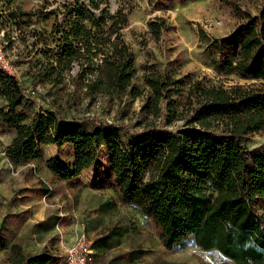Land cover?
<instances>
[{"label":"trees","instance_id":"obj_1","mask_svg":"<svg viewBox=\"0 0 264 264\" xmlns=\"http://www.w3.org/2000/svg\"><path fill=\"white\" fill-rule=\"evenodd\" d=\"M224 1L241 23L216 42L225 57L222 68L257 82L225 85L191 73L179 78L147 74L153 96L144 108L161 117V123L127 135L122 125L106 120L93 119L88 128V120L69 119L55 110L32 115L31 99L19 79L0 70V97L6 102L0 107V128L13 135L5 149L11 163L28 164L42 156L43 146L69 144L72 161H47L54 176L68 182L93 166L105 145L111 162L109 187L122 202L141 210L166 249H184L191 241L204 251L218 250L235 264H264V150L249 151L242 142L243 136L264 132V6L253 15L237 0ZM45 9L36 15L54 16L53 27L33 35L41 46L38 70L43 80L59 84L75 71L74 79L88 94H140L133 85L135 52L122 33L129 24L127 13L112 12L108 0L65 3L62 18L60 7ZM168 27L162 18L151 24L157 36ZM177 121L184 126L172 128ZM38 184L25 192H52L43 181ZM25 212L5 216L0 249L12 238L10 224ZM109 241L105 234L93 247L107 250ZM15 247L9 264H57L60 259L47 246L33 255ZM128 256L135 261L140 252Z\"/></svg>","mask_w":264,"mask_h":264},{"label":"rangeland","instance_id":"obj_2","mask_svg":"<svg viewBox=\"0 0 264 264\" xmlns=\"http://www.w3.org/2000/svg\"><path fill=\"white\" fill-rule=\"evenodd\" d=\"M74 0H0V39L5 42L9 73L15 75L25 90L35 89L29 96L32 115L38 111L55 110L71 119L106 120L123 126L127 135L142 131L149 123L159 125L161 117L148 112L144 105L153 96L146 84L150 73L169 74L174 78L188 73L210 78L225 85L251 84L229 68H222L225 57L216 49V42L230 36L241 18L224 0H108L110 10L128 14L129 24L123 36L136 56L137 73L133 85L140 94H88L75 79V71L66 75L62 83L43 80L39 63L43 60L35 44L34 32L50 31L54 16L39 17L36 11L60 7ZM244 12L257 15L264 0H237ZM162 18L167 29L157 36L151 24ZM160 22V21H159ZM28 95V93H26ZM6 102L0 97V107ZM177 121L172 128H181ZM0 128V226L9 213L25 212L10 226L11 240L0 249V264H9L15 253L13 245L21 246L33 255L46 246L60 257L73 236L85 231L92 239L110 236L109 249L97 251L94 264H235L218 250L204 251L188 242L184 249L168 250L149 219L135 206L122 202L120 195L109 187L111 177L110 153L103 146L96 163L71 181H60L48 169L47 161L57 157L65 161L74 158L71 145L59 148L42 147V156L28 164L13 165L5 152L12 134ZM249 151L264 150V132L243 136ZM39 180L52 192L41 195L25 192L39 187ZM119 230L123 233H113ZM117 244V245H116ZM139 251L140 258L130 261L129 253Z\"/></svg>","mask_w":264,"mask_h":264},{"label":"built area","instance_id":"obj_3","mask_svg":"<svg viewBox=\"0 0 264 264\" xmlns=\"http://www.w3.org/2000/svg\"><path fill=\"white\" fill-rule=\"evenodd\" d=\"M0 70H10L9 62L5 53V42L0 39ZM28 96H35V89L26 90ZM94 239L90 234L82 231L75 236L64 247V252L60 256L57 264H94L96 260V250L93 247Z\"/></svg>","mask_w":264,"mask_h":264},{"label":"crops","instance_id":"obj_4","mask_svg":"<svg viewBox=\"0 0 264 264\" xmlns=\"http://www.w3.org/2000/svg\"><path fill=\"white\" fill-rule=\"evenodd\" d=\"M117 245V244H116Z\"/></svg>","mask_w":264,"mask_h":264}]
</instances>
